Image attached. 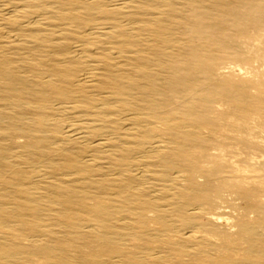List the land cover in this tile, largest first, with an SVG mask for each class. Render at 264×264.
<instances>
[{"label":"bare ground","instance_id":"obj_1","mask_svg":"<svg viewBox=\"0 0 264 264\" xmlns=\"http://www.w3.org/2000/svg\"><path fill=\"white\" fill-rule=\"evenodd\" d=\"M255 64L264 0H0V227L34 247L80 229L109 244L101 264H138L134 247L146 264H264V112L191 99L244 96ZM164 238L187 259L140 242ZM244 244L256 261L235 260Z\"/></svg>","mask_w":264,"mask_h":264},{"label":"rangeland","instance_id":"obj_2","mask_svg":"<svg viewBox=\"0 0 264 264\" xmlns=\"http://www.w3.org/2000/svg\"><path fill=\"white\" fill-rule=\"evenodd\" d=\"M255 65H257L259 69L264 71L263 66H260L258 64H255ZM237 72H239V70H236L235 73ZM254 78L252 75L247 76V79L249 80H253ZM258 78L259 80L264 82V75ZM253 83L254 82L248 83V86H247L248 88L246 89L247 92L245 93L244 96H241L239 94L240 92L237 93L235 86H233L232 84L225 85V88L224 87L221 88V87H217L213 85L212 86L206 85L194 91L191 95V99L193 98L192 100L195 102V104L197 105V108L199 109L203 107H206V108L215 107L219 109L218 111H223L224 108L230 107V106H233L235 108H239V106H250L252 107V109L250 108L249 110L250 113L255 112V111L264 112V101H263L264 84H256V83L253 84ZM216 98H219L221 100L225 99L224 106H221L219 103H216L214 101ZM195 116L196 115H193V114L192 115L187 114L186 118H188V120H192V118ZM200 120L203 121L205 120V118H201ZM18 140H24V138L20 137L18 138ZM38 144H42V142L40 141L38 142ZM7 179L9 180V177L5 175L3 177L2 175H0V183H4V181ZM69 193L74 196L77 195L73 191H70ZM80 197H82V199L85 198V201H87L86 200L87 195L84 194ZM5 200H7L10 205L13 202H15L11 198H6ZM116 206H119V205H116ZM74 207H78L77 203L74 205ZM232 214H234L233 209H227L225 216L232 215ZM181 217H182L181 214H179L178 218L182 219ZM3 218L4 217L0 218V223H1V219ZM6 218L14 220V221L17 220V218L15 217L6 216ZM188 221H190V224L193 225L195 224V222H199L200 219L198 217H191ZM30 222H32V224L34 223L33 221H30ZM155 222L156 223H153V224L149 223L150 225L148 224L147 227H149V229H152V230L156 229V227H158V229L160 230L162 229L163 230L165 229L166 231L168 230V227L163 225V223L159 221L158 219L155 220ZM181 224L184 227L190 225L187 222V220H185L184 222H181ZM190 230H193V229L191 228ZM77 231H79L78 236L73 237L70 240L69 239H66L63 241L51 240V242H45L43 244H40L39 246H42L41 248L39 246L37 247L31 246L29 242L27 241V239L24 238V236H22L20 233L11 232L7 230V228L5 229V228L0 227V236L10 237L9 236L10 234L13 235L8 241L6 242L3 241V243H0V264H42L45 262H47L48 264H55V263H58V264H101L99 262H101L103 258H108L111 255H113L114 257V254H112L109 250V244H107V242L105 241L103 242L102 240L97 238L98 236H83L80 229H77ZM119 231L126 232L124 229H121V228L119 229ZM245 232L247 234L251 233L250 231H247V230H245ZM198 234L203 237L205 236L204 235L205 233H202V232H199ZM167 239L168 238H164V240L162 241H149V242H147L146 240H143V241L140 240V242L144 243V245L142 246H145L147 248L156 247L164 251L171 250V251L179 253V255L182 254L181 258L187 259L186 256H184V254L187 252H185V250L183 249L181 250L179 247H176V246H173V248L170 249L171 246L167 242H165ZM201 241H202V245L200 246L201 248L209 249V250L213 248L214 250V246L212 245V242L216 241V237H213L211 235L207 239H203ZM134 242H137V240H135ZM243 247H244L243 248L244 251L236 254L235 260L243 261V260L248 259L253 262L256 261V260H253L254 259L252 256L253 253L248 252L249 251L248 249H253L254 246L244 244ZM129 249L131 250V256L130 257L128 256V258H126V261L128 260L129 263L146 264V262H144L145 260L139 258L138 255L141 252L149 253L150 249L140 250L135 247L133 249L132 248H129ZM122 250L129 252L127 247L123 248ZM13 252L15 254L16 253L20 254V256L22 257L20 260H18V258L16 259L15 262L17 263L12 262L9 259L7 260L4 259L5 257L9 256V254ZM197 257L199 259L198 260L199 264H212L213 262V259L207 256L205 257V256L197 255ZM40 261H43V262H40ZM150 264H156V263L151 262Z\"/></svg>","mask_w":264,"mask_h":264}]
</instances>
